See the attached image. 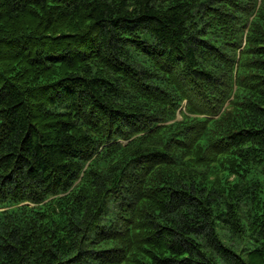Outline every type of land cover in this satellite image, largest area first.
I'll use <instances>...</instances> for the list:
<instances>
[{
    "label": "trees",
    "instance_id": "1",
    "mask_svg": "<svg viewBox=\"0 0 264 264\" xmlns=\"http://www.w3.org/2000/svg\"><path fill=\"white\" fill-rule=\"evenodd\" d=\"M0 264H264V0H0Z\"/></svg>",
    "mask_w": 264,
    "mask_h": 264
}]
</instances>
